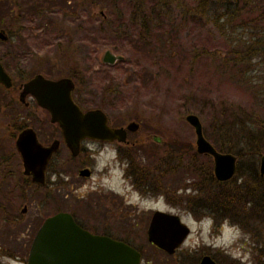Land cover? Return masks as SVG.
Wrapping results in <instances>:
<instances>
[{"label":"rangeland","instance_id":"1","mask_svg":"<svg viewBox=\"0 0 264 264\" xmlns=\"http://www.w3.org/2000/svg\"><path fill=\"white\" fill-rule=\"evenodd\" d=\"M196 1L52 0L53 11L44 18L30 15L32 1L21 0L24 16L19 28L15 4L10 1L3 6L0 2V27L7 33L6 40H0V62L12 79L10 87L0 84V264H24L29 240L41 219L64 207L60 183L55 191L47 182L37 185L23 179L14 147L15 125L32 126L43 143L58 135L42 108L27 96L28 105L18 99L19 83L35 73L51 78L71 76L76 100L83 108L102 109L113 125L136 122V129L128 131V139L137 143L128 148V155L148 167L162 165L163 197L159 199L163 198V203L155 205L178 213L189 233L174 253L168 254L148 242L144 227L132 228L133 234L129 229L128 240L141 250L142 264H192L203 253L215 260L233 257L248 262L250 235L241 225L229 218L214 221L213 216H221L215 209L199 216L185 209L191 206L197 214L205 212L201 201L214 204L215 191L222 189L216 182L207 181L212 165L209 156L196 154L194 170L188 169L195 135L185 114L198 116L203 135L221 151H226L225 147L245 150L247 143L241 133L250 127L252 116H246L248 112L264 119V111L241 86L234 67L233 40L247 38L251 29L227 23L218 28L221 20L214 24L205 14H198ZM152 5L158 13L149 12ZM105 49L121 54L122 59L103 63ZM252 62L257 70L264 68V56H256ZM256 72L261 73L251 71ZM259 85L264 91V82L259 80ZM262 125L258 121L253 133L264 143ZM68 155L61 142L49 167L60 170ZM259 155L255 156L257 171ZM248 156H236L237 166L242 161L244 174ZM105 161H109L111 179L101 178V182L122 192L123 161L120 165L118 158L113 161L108 154H101L96 167ZM179 161L185 166L177 168ZM157 172L155 169L153 173ZM236 172L222 184V190L233 192L234 200L243 195V189L232 186L245 182V175L236 176ZM246 182L252 183L248 178ZM198 189L204 198L195 207L187 200L192 195L200 199ZM147 204L154 205L150 199ZM107 230L124 237L125 228Z\"/></svg>","mask_w":264,"mask_h":264},{"label":"water","instance_id":"2","mask_svg":"<svg viewBox=\"0 0 264 264\" xmlns=\"http://www.w3.org/2000/svg\"><path fill=\"white\" fill-rule=\"evenodd\" d=\"M117 59H122V55L109 49L101 54L103 62L112 63ZM0 84L4 87L12 85V79L1 62ZM72 88L73 82L67 76L51 78L35 73L19 83L18 99L24 101V96L28 94L38 106L46 109L49 120L57 123L72 150L83 137L121 141L124 140L126 128L134 130L137 127L134 121H129L125 126L108 125L102 109H82L76 103ZM184 119L193 128L196 151L212 156L214 176L220 180L230 178L236 170V155L215 149L204 137L201 122L195 113H186ZM57 146V139L47 145L41 144L32 127L18 131L14 147L19 154L22 173L30 176L32 182L42 184L46 164ZM258 173L264 175V153L258 158ZM188 232L189 227L177 213L154 210L146 228V239L171 253L183 242ZM77 237L86 240L81 242ZM75 244L90 248L96 245L98 248L95 252L83 248L67 251V247ZM139 260L140 252L134 246L105 234L90 233L80 228L70 213L57 210L42 218L29 243L24 264H139ZM197 264L216 262L205 254Z\"/></svg>","mask_w":264,"mask_h":264},{"label":"flooded vegetation","instance_id":"3","mask_svg":"<svg viewBox=\"0 0 264 264\" xmlns=\"http://www.w3.org/2000/svg\"><path fill=\"white\" fill-rule=\"evenodd\" d=\"M10 1H12L15 4L13 11L15 13L14 18H15V21L18 27L21 25L20 22H21L22 16H24L21 13V11L23 10L21 6V0H10ZM10 1L0 0V2H3V6L6 3H9ZM31 1H32L30 5L31 9L29 10L30 15H38L44 18H47L51 15V12L53 11L52 0H31ZM67 1L68 0H66V2ZM0 32H1L0 40L5 41L7 38V33H6L5 28L0 27ZM103 63H108V62H103ZM67 77H69L73 82L72 97L76 101V103H78L76 100V96H75L76 95L75 93L76 85H75L74 79L71 76H67ZM18 90H19V86H18ZM26 96L30 100H33L28 94L25 95L24 101H20L24 105H28V101L25 99ZM78 105L82 109H87V108H83L79 103ZM42 109L47 115L48 121L50 122V124H54L57 127V131H58L57 136L52 137L49 142L43 143L42 141L39 140L38 133L32 126L22 125L17 129V132L20 131L24 127H27V126L32 127L36 134L37 140L41 144L47 145L53 139H57L58 146L46 164L45 176H44L45 178L42 184H37L35 182H32L30 179V176L24 175L22 171H21V174L23 176V179L28 180V183L30 181V183H33V184L43 185L47 182L48 187L55 191L57 188L56 185L60 183V185L62 186V190L64 191H62V193H59V197L61 198L64 207L62 206L63 208L58 209V210H63V211L70 213L74 222L80 228L87 230L90 233L105 234L107 236H110L115 239H120L132 245L131 242L128 240V230L129 229H131L129 233L133 234L132 228L144 227L145 236H146V228H147L150 217L154 210L172 212L169 210L162 209V207H159V205H155V203H158L159 201L161 204L163 203V198L162 200L159 199L160 197H163V193H162L163 180L161 177L162 165L160 164L156 165V163H154L151 167H148V166L143 165V163H140V161L134 160V158L128 155L130 152L128 148H130L133 145L136 146V143H137V141L135 140L128 139V131L130 130H128L127 128L125 129L124 140H121V141H118L116 139L101 140V139L83 137L79 140L78 144L72 150L70 149L67 142L64 140V137L57 123L50 121L48 112L46 111V109L44 108ZM106 120H107L108 125L110 126H115V127L123 126V125L111 124L108 120L107 114H106ZM153 140H155L158 143L161 142L160 139L155 136H153ZM61 142L63 146L67 149V152L69 153V155L65 157L64 163L66 162V165L64 164L63 167L60 168L61 170L60 172L59 168L57 167L51 168L49 167V165L51 163V160L55 152L58 150ZM191 150L192 148L190 146L189 151L192 152ZM185 152L186 151H183V153ZM101 154L102 155L108 154L109 158L113 161L115 158H118L120 165H122V161H123L124 165L121 167L123 168V171L121 172L120 175L122 176V179L124 180L125 188L122 192H119L118 189H116L113 185H110V183L107 184L105 182H101L100 180L101 178H105L108 182H110V179H111L108 173V169L110 168L109 161H105V163L100 168L96 167V159L100 157ZM196 154L197 155L199 154L207 155L211 158V162H212L211 172H209L208 174L207 181L211 180V181L216 182L218 185L222 186L223 183H226L228 180H230L233 177L234 174L228 179H224V180L217 179L213 174L212 156L207 153L196 151L195 142H194V152L191 153L192 156L188 163V167H189L188 169L190 170V172L194 170L195 162L193 159L196 156ZM180 158L181 156L179 155L178 159ZM181 160L182 158L180 159V161ZM180 161H179V166L177 168L182 167V165L185 166V164L181 163ZM236 168H237V164H236ZM155 169L158 170L156 174L153 173L155 172ZM94 174H97L98 177H94ZM153 176H155V178ZM193 198L195 197L192 195L188 198V200L190 199L192 201ZM149 199L154 204L153 206H149L147 204ZM190 208L191 206H189V209L188 208H185V209L190 210ZM113 227L125 228L124 237L113 235L112 233L109 232V230H107L108 228H113ZM99 229H102V230H99ZM31 238L29 240V243L31 241ZM77 240L84 242L86 238L82 237L81 239L80 237H77ZM29 243H28V246H29ZM149 243L152 244L151 242ZM178 247H176L174 251ZM79 248H83L87 250L92 249L93 252H95V250H97L98 247H96V245H93L91 248L89 246L86 247L85 245L81 247L80 245L75 244L71 247H67L66 249L67 251H70V250L76 251ZM135 248L140 252L139 264H142L143 257H142L141 250L137 247ZM174 251L171 253H168L166 251L164 252L168 254H172L174 253ZM205 254L209 255L216 262V260L213 258L211 254L203 253V254H200L197 258H194V260L192 261V264H197L200 257Z\"/></svg>","mask_w":264,"mask_h":264},{"label":"trees","instance_id":"4","mask_svg":"<svg viewBox=\"0 0 264 264\" xmlns=\"http://www.w3.org/2000/svg\"><path fill=\"white\" fill-rule=\"evenodd\" d=\"M156 4V2L154 3ZM137 9L138 3H133V7ZM195 11L198 14H205L209 17L211 22H219L218 28L224 27V24H233V27H242L248 30V37L245 39L236 38L233 47L235 54L234 61L236 66L235 71L239 76V83L250 94L253 103L264 111V91H261L259 80L264 82V72L262 69H256V64L252 59L256 56H264V0H197ZM149 12L158 13L159 9H154L151 6ZM214 23V24H215ZM237 59V60H235ZM251 71L261 72L259 75L251 73ZM246 116H252L250 119V127L241 133L244 136L247 146L243 148L225 147L226 151H232L236 156L241 158L242 155H249L246 158L245 174L241 169V162L237 166L236 176L245 175V182L239 184L232 189H243V195L234 200L233 192L227 193L222 189L216 191L214 204L204 198L203 191L198 190L200 199L193 198L192 201L187 200L188 203H193L195 207L200 203V207L204 208L205 212L197 214L195 210H189L193 215H206L209 211L215 209L220 212L221 216L217 218L213 216L214 221H220L223 218H229L232 223L241 225L244 232L250 235V258L248 262L239 261L233 257H224L221 260H216V264H264V175H259L256 170V155L264 153V143L260 141V137L255 136L253 132L257 130V123L263 122L261 126L262 134L264 133V119H259L254 115V112H248ZM254 117V118H253ZM240 125L244 122L239 120ZM256 122V124H255ZM255 124V125H254ZM17 129L22 125H15ZM243 126V125H242ZM251 179L252 183L247 184L246 179ZM230 181V180H228ZM227 181V182H228ZM227 194V195H226ZM236 196V197H237ZM221 197V200L219 201ZM215 207L221 208L217 211ZM251 222V223H250Z\"/></svg>","mask_w":264,"mask_h":264}]
</instances>
